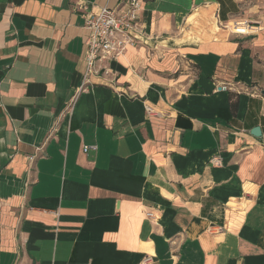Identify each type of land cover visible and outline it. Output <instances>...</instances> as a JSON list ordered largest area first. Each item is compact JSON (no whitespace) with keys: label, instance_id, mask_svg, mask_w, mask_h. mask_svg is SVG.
I'll return each instance as SVG.
<instances>
[{"label":"crops","instance_id":"0c3cea01","mask_svg":"<svg viewBox=\"0 0 264 264\" xmlns=\"http://www.w3.org/2000/svg\"><path fill=\"white\" fill-rule=\"evenodd\" d=\"M121 1L0 0V264H264V0H143L80 91Z\"/></svg>","mask_w":264,"mask_h":264},{"label":"built area","instance_id":"2783aa9c","mask_svg":"<svg viewBox=\"0 0 264 264\" xmlns=\"http://www.w3.org/2000/svg\"><path fill=\"white\" fill-rule=\"evenodd\" d=\"M83 8L78 5V9ZM143 10V0H122L115 8L99 7L97 11H89L85 15V28L89 30L86 41V72L80 91L92 85L93 78L111 77V81L117 80L116 74L111 68V63L121 57L130 46H138L147 43L146 26L141 22L140 15ZM245 24V25H243ZM251 24L246 21L232 23L231 29L236 34H248L245 26ZM147 113H153V107H146ZM90 146H85L88 151ZM33 159V158H32ZM213 165H222L220 156L211 160ZM154 217L153 213L147 214ZM152 257L148 256L144 262L150 263Z\"/></svg>","mask_w":264,"mask_h":264},{"label":"water","instance_id":"95a60500","mask_svg":"<svg viewBox=\"0 0 264 264\" xmlns=\"http://www.w3.org/2000/svg\"><path fill=\"white\" fill-rule=\"evenodd\" d=\"M252 134L255 135V136H261L262 135L261 128L259 126L253 128L252 129Z\"/></svg>","mask_w":264,"mask_h":264},{"label":"trees","instance_id":"16d2710c","mask_svg":"<svg viewBox=\"0 0 264 264\" xmlns=\"http://www.w3.org/2000/svg\"><path fill=\"white\" fill-rule=\"evenodd\" d=\"M232 109L235 111L237 109L238 100L235 98V94H232Z\"/></svg>","mask_w":264,"mask_h":264}]
</instances>
